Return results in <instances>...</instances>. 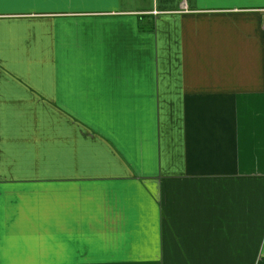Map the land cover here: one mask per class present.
Wrapping results in <instances>:
<instances>
[{"label": "crops", "instance_id": "crops-1", "mask_svg": "<svg viewBox=\"0 0 264 264\" xmlns=\"http://www.w3.org/2000/svg\"><path fill=\"white\" fill-rule=\"evenodd\" d=\"M264 0H0V264H264Z\"/></svg>", "mask_w": 264, "mask_h": 264}, {"label": "built area", "instance_id": "built-area-1", "mask_svg": "<svg viewBox=\"0 0 264 264\" xmlns=\"http://www.w3.org/2000/svg\"><path fill=\"white\" fill-rule=\"evenodd\" d=\"M262 29H263V31H264V21H263V24H262Z\"/></svg>", "mask_w": 264, "mask_h": 264}]
</instances>
